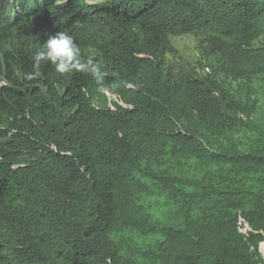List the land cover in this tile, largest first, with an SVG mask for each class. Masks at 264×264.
I'll return each instance as SVG.
<instances>
[{"label":"trees","instance_id":"16d2710c","mask_svg":"<svg viewBox=\"0 0 264 264\" xmlns=\"http://www.w3.org/2000/svg\"><path fill=\"white\" fill-rule=\"evenodd\" d=\"M57 32L102 65V91L34 63ZM186 34L218 75L170 66ZM256 76L264 0H0V264H138L110 240L126 225L160 237L142 264H264V131L235 87ZM153 189L172 225L138 205Z\"/></svg>","mask_w":264,"mask_h":264},{"label":"rangeland","instance_id":"374dc122","mask_svg":"<svg viewBox=\"0 0 264 264\" xmlns=\"http://www.w3.org/2000/svg\"><path fill=\"white\" fill-rule=\"evenodd\" d=\"M54 5L55 4H53V6ZM61 6H63V4ZM31 16L27 18L29 19ZM32 23V21L28 22L29 25H33ZM28 24H20L19 26ZM171 42L176 53L175 56L169 58L170 66H174V68L185 67L192 70L194 74L201 76H207V74L218 75L223 68L222 64L208 53L202 37L186 34L172 38ZM261 43V41H258L256 45L261 46ZM216 64H218V66L214 69L213 67ZM222 79H226L234 86L235 80L233 78L225 76L222 77ZM237 85L244 90H248L250 99L254 100L257 104V112L250 120L253 126L250 128V137H254L257 132L264 131V114L259 107L264 99V76L251 77L250 80L244 81L238 80L235 87H237ZM239 92L243 93V95L248 93L242 90H239ZM108 99L109 101H113L115 97L109 94ZM191 163L192 162H189L186 167L175 166V169L178 168V175H183L185 177L191 176L194 173ZM166 165H155L154 170H164ZM144 182L147 186V191L152 190L151 181L145 180ZM153 191L154 193L139 196L138 205L143 211V214H145L152 223L156 222L160 223V225H172L174 221L172 220V216L175 214L172 202L165 196L158 195L155 189H153ZM244 229L247 230L249 227L244 225ZM110 240L119 247L121 255L135 260L138 264H142V262L147 259V256H150L148 252L155 248L160 237L156 234L142 235L136 229L126 225L119 231L113 233L110 236ZM260 252L264 255V250H261V248Z\"/></svg>","mask_w":264,"mask_h":264},{"label":"clouds","instance_id":"9594fccd","mask_svg":"<svg viewBox=\"0 0 264 264\" xmlns=\"http://www.w3.org/2000/svg\"><path fill=\"white\" fill-rule=\"evenodd\" d=\"M32 59L36 65L44 62L50 63L59 74L72 71L86 72L100 86V90H103L106 73L103 71L102 65L93 62L91 58H82L79 46L67 32H57L49 36L40 49L33 54Z\"/></svg>","mask_w":264,"mask_h":264},{"label":"bare ground","instance_id":"6f19581e","mask_svg":"<svg viewBox=\"0 0 264 264\" xmlns=\"http://www.w3.org/2000/svg\"><path fill=\"white\" fill-rule=\"evenodd\" d=\"M5 12V11H4ZM261 250H264V243L260 245Z\"/></svg>","mask_w":264,"mask_h":264},{"label":"built area","instance_id":"2783aa9c","mask_svg":"<svg viewBox=\"0 0 264 264\" xmlns=\"http://www.w3.org/2000/svg\"><path fill=\"white\" fill-rule=\"evenodd\" d=\"M106 95H107V96H109V94H108V93H106ZM115 100H116V98H115ZM247 230H248V229H247Z\"/></svg>","mask_w":264,"mask_h":264},{"label":"water","instance_id":"95a60500","mask_svg":"<svg viewBox=\"0 0 264 264\" xmlns=\"http://www.w3.org/2000/svg\"><path fill=\"white\" fill-rule=\"evenodd\" d=\"M259 251H260V248H259ZM261 253V252H260ZM264 257V255H262Z\"/></svg>","mask_w":264,"mask_h":264}]
</instances>
